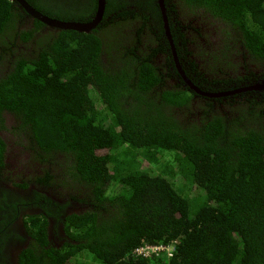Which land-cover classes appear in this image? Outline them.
<instances>
[{"label":"trees","instance_id":"obj_1","mask_svg":"<svg viewBox=\"0 0 264 264\" xmlns=\"http://www.w3.org/2000/svg\"><path fill=\"white\" fill-rule=\"evenodd\" d=\"M184 6L237 29L240 56L251 59L236 86L214 92L264 78V0H179L169 19ZM83 12L76 18L89 20ZM20 18L0 0V45L28 49L0 79V114L15 110L42 150L65 157L69 183L91 188L94 204L68 217L71 241L36 264H264V90L220 99L225 110L197 100L199 122L175 108L194 110L196 93L181 85L157 0H108L91 33L42 32L37 20L27 31ZM192 24L178 26L180 39L172 31L178 56L212 93L198 80L225 61L212 46L195 48ZM172 79L180 85L167 87ZM37 229L46 246L45 226ZM145 244L172 251L137 256Z\"/></svg>","mask_w":264,"mask_h":264},{"label":"flooded vegetation","instance_id":"obj_2","mask_svg":"<svg viewBox=\"0 0 264 264\" xmlns=\"http://www.w3.org/2000/svg\"><path fill=\"white\" fill-rule=\"evenodd\" d=\"M27 1L44 14L67 21H90L94 17V13H96L98 7V0H96V5L93 3L94 0ZM118 1L120 2L121 0H116V2ZM169 1L170 3L166 6V12L171 3H177L179 0ZM13 3L17 7V12L21 15L19 22L20 24L22 23V25L19 28L28 29L27 31L34 29V22L37 19L31 17L20 7L19 4L16 2ZM107 4L108 0L106 2V8ZM95 6L96 9L93 11ZM86 9L92 11L91 14L87 16L89 17V20L88 18H76L80 17L81 12L84 13L85 16L88 15V12H83ZM177 13V17H173V19L179 21V23L176 21L174 23V20L171 21L168 12L167 16L169 26L171 27V25H173L174 27V30H171L170 28V32L178 56V45L173 37V32L175 31L177 38H179L177 28L180 25H184V21L182 22L180 19L179 11ZM162 20L164 21L163 13ZM201 20H203L205 24L198 25L200 31L202 25L204 26L203 29L205 31L210 30L208 24L212 27L216 25H227L224 23V20L203 11L197 16V21L199 22ZM48 30L52 29L43 23V27L40 31L46 32ZM184 31L188 37V29H184ZM192 34L196 35V32L192 30ZM164 35L168 41L167 44L169 45V51H171V55L175 61L171 41L167 36L166 29ZM164 41L166 42V40ZM211 42L212 45L210 43L209 45L218 51L219 47L215 46L216 43H214L213 40ZM205 43L206 42H203L202 46H204ZM178 44H181L180 41H178ZM24 49L28 51V49L21 44H19L18 47L15 45L10 46L9 44L3 46L0 45V79L6 78V76L10 74L9 72L12 71L15 66L14 64L24 55ZM178 59L179 61L181 60L180 63L182 62L181 66L183 64L187 71L191 72L192 78H194L196 73H192L191 66L188 63L189 60H187L188 58H179L178 56ZM193 59L195 58L191 55V60ZM5 62H7V64H4ZM196 62H198L197 59ZM212 65L215 66V62H213ZM220 69L221 66L216 68L218 71ZM182 70L184 71L183 67ZM202 70L203 69H201V73ZM241 74L245 76L247 72ZM180 76L182 78H179L184 81L181 85L195 91L196 95H194V99H196V101L192 104L194 112H192L191 108L186 105L175 108H182L187 111L188 114L190 113L189 119L198 122L201 119V108L196 103L197 100L202 103L203 98L205 99L204 101L213 103V108L215 110H221L222 108L224 109V105L220 102V99L224 102L237 100L239 99L240 94L246 92V90L233 94H225L224 92L219 91L214 92L227 86H236L238 83L235 81V74H229L227 77L220 75L210 77L209 75L204 74L202 78H199L198 81L203 87H209L210 91L213 89V94L211 96L203 95L192 89L186 83L184 76L181 73ZM187 77L190 79L189 76ZM179 78L176 79L179 80ZM176 79L168 81L170 83H167V87L173 88L176 84L180 85ZM203 79H207L208 82L207 80L203 81ZM223 79L229 80L227 85L223 84ZM256 80L257 78H251L246 81L255 82ZM261 80H264V78ZM256 90L263 91L264 89ZM22 124V119L15 110L9 108L2 109L0 114V138L5 146L1 147L2 155L0 157V264H36L39 261L49 260L50 255H48L47 249H59L65 243L71 241L66 231V221L68 217L74 214H81L92 208L94 205L91 203L92 200L90 198L87 199L88 201H85L86 198L93 193L91 192V188L78 183H69L68 174L63 176V170L66 169L67 159L59 153H56L58 155L47 154L37 145L34 137L30 135L31 132H29ZM38 225L45 226L47 240L46 246L42 243L44 239L40 237L42 233L39 234L40 229H37Z\"/></svg>","mask_w":264,"mask_h":264},{"label":"rangeland","instance_id":"obj_3","mask_svg":"<svg viewBox=\"0 0 264 264\" xmlns=\"http://www.w3.org/2000/svg\"><path fill=\"white\" fill-rule=\"evenodd\" d=\"M185 7V6H184ZM180 12V19L182 20V22L184 21L185 23H193L192 27L194 26L196 35H194V39H195V48H201L202 43L206 42L204 44V46H202V48H209L212 44V40L214 41L215 46L219 47V50L217 51V53L223 57L225 64H223L221 66V69L218 71L215 69L214 67V77L220 75V76H225L227 77L229 74H240V71H244V66L246 65V63H248V66H251V59L247 58L244 59L243 56H240V33L237 32V29H233V27H230L227 23L226 26L224 25H219V26H210L208 24V26L210 27L209 31H205L203 29V25L201 27V31L200 28H198V25L200 24H205L203 20L201 21H197V16L199 15L201 11L197 10L192 12L191 9H189L188 7L185 8H181ZM222 22V21H220ZM215 23V22H212ZM200 31V32H199ZM223 32V33H222ZM191 34H192V30H191ZM209 43L211 45H209ZM239 47V48H237ZM198 49H196L197 51ZM199 51V50H198ZM231 59H228V58ZM228 62H230V64L228 65ZM211 73L213 74V72L211 71ZM228 74V75H227ZM194 110H192L193 112ZM64 174L63 176L68 174V169H67V165H66V169L63 170ZM83 261V260H82Z\"/></svg>","mask_w":264,"mask_h":264},{"label":"water","instance_id":"obj_4","mask_svg":"<svg viewBox=\"0 0 264 264\" xmlns=\"http://www.w3.org/2000/svg\"><path fill=\"white\" fill-rule=\"evenodd\" d=\"M13 2H16L17 4L20 5V7L27 12L31 17L41 21L44 23L47 27L54 29V30H74L78 32H91L95 28L98 27L99 24L103 21V17L105 14L106 10V2L107 0H98V7L96 10V13L94 17L90 21H76V20H61L57 18L50 17L43 12L37 10L35 7H33L27 0H12ZM158 3L161 7L163 17H164V26L166 29V33L168 38L171 41L172 45V50L174 54V58L176 61V66L179 72L184 76V79L186 83L194 90L198 91L199 93L203 95H209L211 96L213 93L205 92L198 88L192 81L184 74V71L182 70L181 63L178 59V56L176 54L175 47L173 45V40H172V35L170 32V26H169V21H168V16L166 12V4L165 0H158ZM256 90V89H264V80H261L260 82H257L253 84L252 86H247V87H241L237 88L231 91H225V94H233L239 91H247V90ZM223 93V94H224Z\"/></svg>","mask_w":264,"mask_h":264},{"label":"built area","instance_id":"obj_5","mask_svg":"<svg viewBox=\"0 0 264 264\" xmlns=\"http://www.w3.org/2000/svg\"><path fill=\"white\" fill-rule=\"evenodd\" d=\"M162 250H166L168 253H170L172 251V247L171 246H165V245H160V246H155V245H142L139 246L135 249V254L137 256H144L147 257L149 255H151L153 252L158 253Z\"/></svg>","mask_w":264,"mask_h":264}]
</instances>
